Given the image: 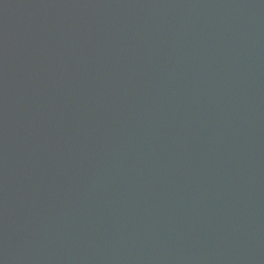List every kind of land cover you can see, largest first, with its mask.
Wrapping results in <instances>:
<instances>
[{
    "label": "water",
    "instance_id": "obj_1",
    "mask_svg": "<svg viewBox=\"0 0 264 264\" xmlns=\"http://www.w3.org/2000/svg\"><path fill=\"white\" fill-rule=\"evenodd\" d=\"M0 264H264V0H0Z\"/></svg>",
    "mask_w": 264,
    "mask_h": 264
}]
</instances>
